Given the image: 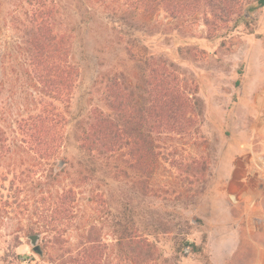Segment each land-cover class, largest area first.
Wrapping results in <instances>:
<instances>
[{
	"label": "trees",
	"instance_id": "obj_1",
	"mask_svg": "<svg viewBox=\"0 0 264 264\" xmlns=\"http://www.w3.org/2000/svg\"><path fill=\"white\" fill-rule=\"evenodd\" d=\"M126 1V13L113 19L126 39L129 64L100 74L92 86L98 103L72 118L68 106L80 68L73 57L72 30L64 25L57 1L22 0L21 11H7L0 0V230L22 229L20 219L13 223L16 215L32 208L31 215L42 222L27 235H49L37 253L51 264H106L107 259L109 264H159L161 235H171L176 260L187 251L203 255L205 236L201 244L190 241L189 220L179 212L159 210L162 201H171L174 210L188 209L210 182L214 148L200 133L203 103L197 88L187 90L173 64L149 52L137 34L161 11L174 20L200 18L211 27L233 15L235 22L244 21L264 7V0ZM174 131L192 137L196 152L181 157L175 151L161 153L158 141ZM70 135L82 155L76 165L68 164L63 150ZM31 163L33 169L49 167L47 186L34 179L35 170L16 176L21 166ZM57 163L61 168L54 172ZM112 163L115 181L129 177V170L133 176L130 198L107 214L113 236L110 260L100 224L80 228L77 209L78 188L110 174ZM67 166L75 169L79 182L69 180ZM161 167L169 180L158 178ZM96 194V204L109 209L110 198L103 191ZM149 196L154 199L142 206L141 200ZM159 197L164 200L157 202ZM18 231L12 232L15 246L20 243ZM70 232L77 233V242L70 241Z\"/></svg>",
	"mask_w": 264,
	"mask_h": 264
},
{
	"label": "rangeland",
	"instance_id": "obj_2",
	"mask_svg": "<svg viewBox=\"0 0 264 264\" xmlns=\"http://www.w3.org/2000/svg\"><path fill=\"white\" fill-rule=\"evenodd\" d=\"M56 1L64 25L72 30L73 57L80 68L68 106L70 116L76 118L98 103L92 87L96 78L129 64L124 49L126 39L113 19L124 15L129 7L126 0ZM2 3L7 11H21L23 8L22 0H2ZM235 16L225 23L213 22L208 27L200 18L197 22L174 20L161 11L158 17L143 26V32L137 34V39L147 46L149 52L173 64L187 90L197 88L196 96L203 103L200 133L214 148L211 179L197 203L188 209L177 207L174 210L171 201H162V207L158 206L163 213L165 210L174 215L179 212L189 220L192 226L188 235L190 241L201 244L205 236L203 255L187 251L176 260L172 257L171 235H161L157 244L162 253L159 264H264L263 174L257 168L264 161V7L250 12L244 21L235 22ZM2 107L0 100V110ZM158 143L165 155L175 151L181 157L187 152H196L192 137L179 134V131L162 135ZM63 150L69 158V165H76L82 157L71 135ZM245 157L246 162L243 161ZM32 164L35 165L21 166L16 176H26L30 170H35L34 179H38L42 187L47 186L49 167L41 164L33 169ZM113 166L112 163L108 170L110 174H101L78 188L79 227L98 222L102 228V240L110 245L106 250L108 255L113 236L107 214L130 198L132 178L129 177L133 176L129 170V177L115 181ZM60 168L57 163L54 172ZM67 168L72 172L69 180L79 182L75 169ZM230 170L245 175L242 181H237L239 187L231 193L226 190L229 182L234 180L231 175L227 177ZM159 172L160 180H169L170 175L163 167ZM99 191L110 198L109 209L96 204ZM153 199L149 196L139 200L145 206ZM159 200L164 199L159 197L157 202ZM31 213L32 208L26 214L16 215L13 223L20 219L22 229H16V226L1 228L0 264H51L30 244L28 236L31 234L27 235V232L30 228L38 231L42 222ZM17 230L20 243L15 246L17 242L12 240V232ZM76 234L69 233L71 242H77ZM48 237L47 233L41 232L37 242L40 250L44 249ZM106 264H109L108 259Z\"/></svg>",
	"mask_w": 264,
	"mask_h": 264
},
{
	"label": "crops",
	"instance_id": "obj_3",
	"mask_svg": "<svg viewBox=\"0 0 264 264\" xmlns=\"http://www.w3.org/2000/svg\"><path fill=\"white\" fill-rule=\"evenodd\" d=\"M243 161L246 162V157L243 158ZM243 174H244L243 172L241 174L240 173L237 174V173L233 172V170L229 171V173L227 174V177L231 175L232 176L231 178L232 179L234 178V180H232L231 183L229 182L228 186L226 187V190L228 192L231 193V192L235 191V189L237 187H239V185L237 184V181H240V180L242 181L245 178V175H243Z\"/></svg>",
	"mask_w": 264,
	"mask_h": 264
},
{
	"label": "water",
	"instance_id": "obj_4",
	"mask_svg": "<svg viewBox=\"0 0 264 264\" xmlns=\"http://www.w3.org/2000/svg\"><path fill=\"white\" fill-rule=\"evenodd\" d=\"M40 236H41V234H33V235L28 236V238L30 240V244L32 245L33 250L36 252H40V248L37 244Z\"/></svg>",
	"mask_w": 264,
	"mask_h": 264
},
{
	"label": "built area",
	"instance_id": "obj_5",
	"mask_svg": "<svg viewBox=\"0 0 264 264\" xmlns=\"http://www.w3.org/2000/svg\"><path fill=\"white\" fill-rule=\"evenodd\" d=\"M257 168L260 169L262 174H263V178H262L263 183H261V185L264 189V161L262 163H260V165H257Z\"/></svg>",
	"mask_w": 264,
	"mask_h": 264
}]
</instances>
